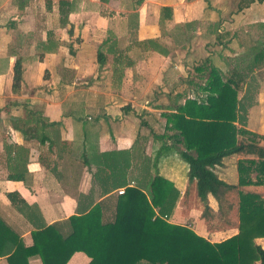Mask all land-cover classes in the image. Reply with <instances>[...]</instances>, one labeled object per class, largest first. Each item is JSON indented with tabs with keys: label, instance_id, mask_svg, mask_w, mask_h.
<instances>
[{
	"label": "crops",
	"instance_id": "obj_1",
	"mask_svg": "<svg viewBox=\"0 0 264 264\" xmlns=\"http://www.w3.org/2000/svg\"><path fill=\"white\" fill-rule=\"evenodd\" d=\"M211 68L240 89L237 127L264 137V0H0V250L30 246L50 223L66 234V219L96 203L112 222L117 190L154 173L178 191L169 222L209 242L235 234L237 190L264 196V184L231 186L237 160L255 156L214 164L230 186L201 197L165 122L186 98L203 99ZM201 198L205 208L193 204ZM88 262L74 251L64 264Z\"/></svg>",
	"mask_w": 264,
	"mask_h": 264
},
{
	"label": "trees",
	"instance_id": "obj_2",
	"mask_svg": "<svg viewBox=\"0 0 264 264\" xmlns=\"http://www.w3.org/2000/svg\"><path fill=\"white\" fill-rule=\"evenodd\" d=\"M253 1L259 0H243L244 4ZM16 64L18 61L13 66V81L20 76ZM199 87L203 99L186 98L175 111L165 114V122L167 128L177 131L184 145L181 157L189 166L188 177L195 179L200 196L230 186L216 177L212 167L239 152L256 159L237 160V183L231 186L264 184V147L256 141L264 137L249 138L250 133L235 124H242L244 118L237 83L211 68ZM246 134V140L241 138ZM237 195V232L209 242L189 227L167 220L178 191L166 178L148 174L143 187L126 186L118 195L112 222H100L96 203L66 219V234L58 230L56 223L42 225L31 232L30 246L15 251L6 247L0 253L6 255L8 264H27L25 258L33 254L39 256L41 264H64L74 251L84 252L89 257L87 264H264V249L254 241L264 237V196L241 189ZM201 202L205 208L204 198Z\"/></svg>",
	"mask_w": 264,
	"mask_h": 264
},
{
	"label": "rangeland",
	"instance_id": "obj_3",
	"mask_svg": "<svg viewBox=\"0 0 264 264\" xmlns=\"http://www.w3.org/2000/svg\"><path fill=\"white\" fill-rule=\"evenodd\" d=\"M193 80V79H192ZM205 81V80H204ZM203 81V82H204ZM196 84V85H195ZM197 82H192V87H196L197 86ZM235 196V195H234ZM237 197H238V195H237ZM233 200H235V198H233ZM201 200H199V201H195L193 204H194V206H196L197 208H200V206H201ZM203 204V203H202ZM209 216V215H208ZM205 220H206V223H207V227L208 228H210L212 225H214V226H216L218 223H217V221H216V219L215 218H213L212 217V215L211 216H209V218H205ZM236 220H237V214H236ZM237 223H238V221H237ZM256 240V238L254 239V241Z\"/></svg>",
	"mask_w": 264,
	"mask_h": 264
},
{
	"label": "built area",
	"instance_id": "obj_4",
	"mask_svg": "<svg viewBox=\"0 0 264 264\" xmlns=\"http://www.w3.org/2000/svg\"><path fill=\"white\" fill-rule=\"evenodd\" d=\"M122 192H123V189H118V190H117V193H118V194H121Z\"/></svg>",
	"mask_w": 264,
	"mask_h": 264
}]
</instances>
